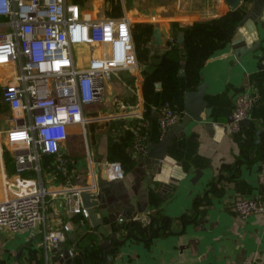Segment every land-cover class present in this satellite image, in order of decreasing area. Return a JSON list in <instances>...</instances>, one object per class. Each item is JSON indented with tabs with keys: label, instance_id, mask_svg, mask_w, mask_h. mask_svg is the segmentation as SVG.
<instances>
[{
	"label": "crops",
	"instance_id": "obj_1",
	"mask_svg": "<svg viewBox=\"0 0 264 264\" xmlns=\"http://www.w3.org/2000/svg\"><path fill=\"white\" fill-rule=\"evenodd\" d=\"M67 1L79 6L82 19L128 17L137 61L133 70L116 69L104 80L101 100L83 106L84 125L69 124L67 138L61 143L69 158L70 185L95 192L100 184V171L105 161L109 160V146L129 123L137 121L136 113L144 112L142 70L150 62L154 51L162 52L167 46V43L161 47L152 45L153 28L160 26L166 32L172 30L174 22L184 25L197 19L211 18L223 14L231 6L226 0ZM239 2L245 3L246 8L250 4L245 0ZM102 10L104 12L101 13ZM247 26L250 27L249 24ZM259 30L264 42V27H259ZM164 39L167 42L172 40L167 36ZM241 43L240 35L234 34L201 68L200 82L207 83L204 98L211 109L206 120L224 123V129L208 132L201 123L192 121L187 128L176 133L165 147L166 153L188 173L178 188L168 195H159L144 180L138 188L137 180L142 172V165L138 162L147 155L137 158L134 152L131 153L130 146L128 153L136 162L125 170L124 177L112 179L105 171L109 185L104 194L110 203L103 213L101 207H94L98 217H101V225L94 227L89 217L66 210L63 195L68 185L63 176L55 175L43 161L40 176L49 191L42 208L43 218L28 228L10 229L0 224V264H100L82 249L86 241L83 238L85 231L98 228L101 236H107L121 222L118 215L127 213H132L133 217L163 215L170 220L164 228L161 227L163 224H153L150 238H147L146 226L140 237L130 236L110 247L108 252L112 258L104 259L110 264H264V217L258 213L241 217L230 205L239 196L259 195L264 199V175L260 172L264 155L253 153L249 159L238 161L241 150L247 149L264 133V70L261 69L264 47L237 58L232 48ZM75 45L87 54V58L82 60L77 59L73 52L76 66L85 69L98 46L77 43L72 45V50ZM8 73L9 65H0V78ZM192 88L185 75L179 76L172 101L180 112L178 120L184 114L185 93ZM241 91L251 92L254 102L248 117L238 129L233 130L227 123V117H231L236 95ZM152 107L148 134L150 145L161 141L156 102ZM2 112L5 114L0 116V129L7 126V108ZM202 116L205 118L204 113ZM4 152L0 153V200L5 195L1 178L14 173V166L12 172L7 169ZM224 163L231 166H224ZM196 170L199 177L192 182L190 177L195 175ZM28 172L38 176L32 170ZM118 199L123 201V208L115 214L114 204ZM63 224H70L63 242L72 249V255L66 256L63 261L53 260V253L44 242V233ZM75 224H78L75 230L78 248L73 247L74 242L68 237ZM124 233L125 227L119 237ZM77 253L79 255H75Z\"/></svg>",
	"mask_w": 264,
	"mask_h": 264
},
{
	"label": "built area",
	"instance_id": "obj_2",
	"mask_svg": "<svg viewBox=\"0 0 264 264\" xmlns=\"http://www.w3.org/2000/svg\"><path fill=\"white\" fill-rule=\"evenodd\" d=\"M77 43L98 46L85 69L74 62L72 45ZM0 65L10 67V73L0 78L8 125L0 129V153L8 150L14 166L12 176L2 177L5 195L0 200V224L18 229L41 221L49 194L40 176L43 161L68 185L63 195L66 210L88 217L80 196L85 187L70 185L69 158L61 143L69 124L84 125L83 106L101 100L104 80L116 69L137 67L128 17L82 19L79 6L67 0H0ZM253 102L249 91L236 95L233 130L248 117ZM136 117L131 148L142 158L150 148V118L144 113ZM179 117L169 101L157 107L160 140ZM104 164L110 178L124 177L119 160ZM29 170L38 176L25 175ZM260 172L264 175V160ZM230 205L241 217L255 213L264 217V199L259 195L239 196ZM69 229L70 224H63L46 231L44 242L64 241Z\"/></svg>",
	"mask_w": 264,
	"mask_h": 264
},
{
	"label": "water",
	"instance_id": "obj_3",
	"mask_svg": "<svg viewBox=\"0 0 264 264\" xmlns=\"http://www.w3.org/2000/svg\"><path fill=\"white\" fill-rule=\"evenodd\" d=\"M231 8H235L239 5L241 0H226ZM259 23V25H258ZM250 25V27L247 26ZM259 27H264V0H250L249 6L246 8L245 13L241 17L237 29L234 34L240 35L242 43L232 48V53L237 58H241L245 53L253 51L258 48L264 47V42L261 37ZM164 36L168 38H175L177 43H182L184 35L182 31H179L174 37V33L171 29L163 32L160 26H155L152 31V45L155 47L164 46L167 40ZM222 56H225L224 54ZM214 58V57H211ZM264 58V53L261 59ZM185 75V68L183 63L179 67L178 76ZM156 86L160 87L161 82H156ZM207 83L201 81L194 88L189 89L185 93L184 98V114L183 117L173 123L167 130L164 139L159 143H154L150 145L149 151L147 153V158L141 159L138 164L142 165V172L137 180L138 188L141 187V182L144 180L148 187L159 195H168L174 188H178L180 181L188 176L187 171H185L180 163H177L170 155L165 151V147L170 143L171 139L176 133L187 128L188 124L192 121L201 123L208 132H212L214 129H224V123H214L213 121L206 120L210 116V107H208V101L204 98L206 94ZM204 113V117L202 116ZM231 122V117H227V123ZM244 122V121H242ZM241 122V123H242ZM262 131V129H261ZM133 151H131L132 153ZM106 166L103 165L98 181L99 185L95 192H91L90 189L81 190V202L82 205L87 209L88 217L91 219L92 225L94 227H99L101 225V217H98L94 207H101V211L106 212L109 208L110 200L105 197V189L109 185L106 183L105 176ZM195 175L190 177V181L194 182L199 177V171H195ZM218 189V187H216ZM90 197L92 200H90ZM112 201V200H111ZM114 206L116 207L115 214L122 211L123 201L116 200ZM111 213H109V219L111 218ZM120 218V223L116 225L111 231L107 233V236H101V230H86L85 232L94 231L98 234L99 245L104 250V259H110L112 256L108 252V249L115 244L125 241L130 236L140 237L138 234V227L140 225H146L148 227L147 238L152 237V227L161 226L163 224L162 220L154 214H146L144 217L137 215L133 217L132 213L127 215H118ZM78 224H75L73 229L68 233L69 239L73 240V247L78 248V242L76 240V228ZM125 227V233L123 236L119 237L122 229ZM47 248L53 253L51 257L53 260L63 261L66 256L72 255L70 248L63 241H59L57 244H47ZM75 255H79L78 253ZM113 264H117L114 262Z\"/></svg>",
	"mask_w": 264,
	"mask_h": 264
},
{
	"label": "trees",
	"instance_id": "obj_4",
	"mask_svg": "<svg viewBox=\"0 0 264 264\" xmlns=\"http://www.w3.org/2000/svg\"><path fill=\"white\" fill-rule=\"evenodd\" d=\"M245 11L246 5L242 3L235 8L228 9L223 14L211 18L197 19L184 25H179L176 22L172 23L174 37L179 31H182L184 38L182 43H177L173 38L167 42L164 51H154L150 62L143 68L142 91L144 97L143 113L145 116L150 117L154 102H156V110L165 101H169L172 107L176 109L172 101L177 90L178 71L181 64L184 65L186 79L192 87H195L201 80V68L217 50L223 48L230 41ZM157 81L161 82L159 89L156 87ZM5 108L6 103L2 99L0 85V112ZM135 124L136 120L129 123L123 133L109 146V160H119L125 170L132 167L136 162L127 150L132 144V128ZM253 153H258V156L264 155V133H261L260 138L247 149L241 150L239 155L241 158L239 157L238 161L242 158L249 159ZM223 165L231 166L229 163ZM6 166L8 171L12 172L13 163L10 156L6 157ZM24 174L29 175L30 173L26 171ZM157 217L159 220H163L162 228L167 226L170 219L163 215ZM165 229L163 231H166ZM137 231L139 235L141 232H145L146 225H140ZM156 232H158V229ZM83 238H86L84 245H82L86 255L96 262H104V252L99 245L98 234L94 231L85 232Z\"/></svg>",
	"mask_w": 264,
	"mask_h": 264
},
{
	"label": "rangeland",
	"instance_id": "obj_5",
	"mask_svg": "<svg viewBox=\"0 0 264 264\" xmlns=\"http://www.w3.org/2000/svg\"><path fill=\"white\" fill-rule=\"evenodd\" d=\"M95 10V8H94ZM104 12V10L101 11V13ZM73 52L75 53L77 59H82V60H85L87 58V54L84 52V50H81L79 46L75 45L73 46ZM5 113L4 112H0V116L3 117ZM2 120L0 119V126H2ZM8 126V125H7ZM6 126V127H7ZM2 145L4 146L3 142H2ZM10 156V153L8 150H5L4 152V158L6 159V157H9ZM1 161V160H0ZM2 179V178H1Z\"/></svg>",
	"mask_w": 264,
	"mask_h": 264
}]
</instances>
